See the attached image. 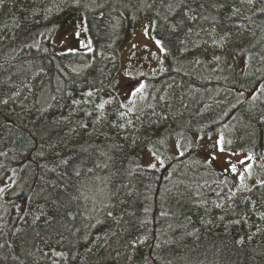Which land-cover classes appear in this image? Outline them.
Returning a JSON list of instances; mask_svg holds the SVG:
<instances>
[{
    "label": "trees",
    "instance_id": "1",
    "mask_svg": "<svg viewBox=\"0 0 264 264\" xmlns=\"http://www.w3.org/2000/svg\"><path fill=\"white\" fill-rule=\"evenodd\" d=\"M252 1L0 0V178L14 173L0 197V264H264V183L220 182L195 147L165 148V175L135 164L173 133L218 131L230 148L264 149V0ZM73 12L88 59L51 47ZM136 13L162 51L147 103L131 108L112 77ZM210 31L218 48L183 51ZM233 52L247 56L253 98L239 99L210 61Z\"/></svg>",
    "mask_w": 264,
    "mask_h": 264
},
{
    "label": "rangeland",
    "instance_id": "2",
    "mask_svg": "<svg viewBox=\"0 0 264 264\" xmlns=\"http://www.w3.org/2000/svg\"><path fill=\"white\" fill-rule=\"evenodd\" d=\"M246 1L250 8L256 5L253 1L251 3L249 0ZM37 38L35 37L33 42H37ZM86 39L83 15L80 12H73L65 20L58 21L57 25L51 30L49 37L52 49L56 51L74 49V51L82 52L83 56L88 59L92 54V48ZM81 40L87 47L81 46ZM202 40H207L214 48H218L221 36L212 31L196 33L186 42L183 51ZM156 41L152 33L151 21L141 13L131 15L129 27L118 48L119 68L112 77L113 87L128 107L137 108L148 101L149 77L160 70L162 48ZM89 48H91V51L88 50ZM221 55L225 58H210L213 66L220 67L216 69L218 75L233 77L237 85L239 99L255 97L253 91L251 92V82L247 79V69L249 70L250 65L248 66L246 54L233 52ZM141 84L144 85L143 89L133 96L131 94L133 89ZM258 88L261 89L260 86ZM203 94L202 91L200 96L202 97ZM232 105L233 102L228 101L224 105L222 113L225 112L227 115L232 116ZM205 108L211 109L213 107L207 104ZM177 135L180 136V139ZM221 137L222 134L218 131L202 134L194 133L191 138H183V136L176 133L168 136L163 135L164 141H158L154 146L145 147L136 156L135 164L137 167H149V165L155 164V168H159L165 175V159L160 156L165 152V148H168L167 151L169 150L173 155H178L181 149L189 151L192 147H195L194 153L197 156L195 158L198 160L199 165L209 162L212 168L219 173L220 182L228 180L233 187H246L259 181L261 173H264V149H259L256 154H249L228 147L224 139L222 145H218L217 141ZM221 146L223 151L220 150ZM241 161H244V163H241ZM231 165H235V172L231 170ZM248 165H251L250 169L247 168ZM13 175L14 173L8 172L1 177L0 188L5 189L11 183ZM2 192H0V197ZM150 245L152 249V243Z\"/></svg>",
    "mask_w": 264,
    "mask_h": 264
},
{
    "label": "snow or ice",
    "instance_id": "3",
    "mask_svg": "<svg viewBox=\"0 0 264 264\" xmlns=\"http://www.w3.org/2000/svg\"><path fill=\"white\" fill-rule=\"evenodd\" d=\"M249 2L251 3L252 0H249ZM262 11H264V10H262ZM77 35H79V33H77ZM156 43H157V44H160V41L158 40V41H156ZM81 46H83V47H87V45H85L83 41H81ZM88 50L91 51V48H89ZM69 51H74V49H69ZM143 87H144L143 84L139 85V87H135V88L133 89V91H132L131 94H132L133 96H135L138 92H140V91L143 89ZM87 95H88V96H92V95H93L92 91H89V92L87 93ZM74 103H76V101H74ZM105 103H110V101L101 102L100 104L97 105V108H99V109H104V107H105ZM130 110H131V109H130ZM122 115H123V114H122ZM222 141H223V138L221 137V139L217 141V144H218V145H222ZM214 147H215V145H214ZM220 150L223 151V147H222V146L220 147ZM153 155H155V153H153ZM180 155H183V153L181 152ZM157 159H159V157H157ZM161 163H162V162H161ZM241 163H244V161H241ZM149 167L155 168L156 165H155V164H151V165H149ZM247 168L250 169V168H251V165H248ZM231 170H232L233 172L236 171V167H235V165H231ZM258 183H264V181H258ZM2 191H4V189L0 188V192H2ZM108 215L111 216L112 213L109 212ZM57 255H61V254H60V253H57Z\"/></svg>",
    "mask_w": 264,
    "mask_h": 264
},
{
    "label": "bare ground",
    "instance_id": "4",
    "mask_svg": "<svg viewBox=\"0 0 264 264\" xmlns=\"http://www.w3.org/2000/svg\"><path fill=\"white\" fill-rule=\"evenodd\" d=\"M223 37V36H222ZM208 42V41H207ZM205 43V42H204Z\"/></svg>",
    "mask_w": 264,
    "mask_h": 264
}]
</instances>
